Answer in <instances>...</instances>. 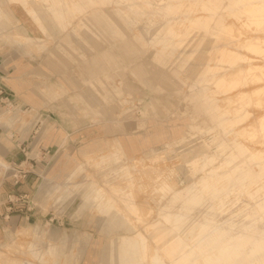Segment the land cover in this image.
Returning a JSON list of instances; mask_svg holds the SVG:
<instances>
[{
	"label": "rangeland",
	"instance_id": "374dc122",
	"mask_svg": "<svg viewBox=\"0 0 264 264\" xmlns=\"http://www.w3.org/2000/svg\"><path fill=\"white\" fill-rule=\"evenodd\" d=\"M228 2L0 0V264H171L160 238L188 249L205 218L231 234L260 215L264 178L237 145L264 152L238 134L259 125L247 101L264 85H213L254 57L211 39L240 28L207 29ZM224 47L242 57L209 60Z\"/></svg>",
	"mask_w": 264,
	"mask_h": 264
},
{
	"label": "bare ground",
	"instance_id": "6f19581e",
	"mask_svg": "<svg viewBox=\"0 0 264 264\" xmlns=\"http://www.w3.org/2000/svg\"><path fill=\"white\" fill-rule=\"evenodd\" d=\"M227 6V10H222L221 8L219 11L216 9L208 13L207 29H210L208 28L209 23L219 22L223 19L226 21L228 19L230 23L237 21L240 28H238L237 33L233 31L231 26L224 30L221 28L217 29L218 32H213L215 37L211 38L212 41L214 43L222 42L220 33L223 32L225 33L223 34V39L226 41L223 43L224 45L232 44L236 47L244 48L247 53H251L254 57L243 56V61L247 65L241 68L237 74L214 79L213 85L215 91L219 94L229 92L240 81L255 80L262 82L264 85V0H229ZM53 10L52 19L63 21V11H60L59 8ZM37 17L41 18L39 15ZM239 57L241 58L242 56L238 52L224 47V49L210 56L209 60L214 61V64L226 62L228 65H232L237 62ZM254 62H261L262 65H253ZM210 69L208 68L209 71ZM204 98L208 102L212 100L206 94ZM247 102L252 105L264 104V86L256 92H252ZM211 103L213 102L211 101ZM242 110L243 104L240 106L237 104L235 106L232 104L227 105V111L239 113L240 116L242 115ZM241 117L243 118V116ZM259 122L257 127L239 130L238 134H241L253 144L255 142L258 144L264 143V115L259 119ZM237 149L240 154L252 161V167L255 166L257 168V171H254L256 174H253L249 180L256 182L264 178V160L262 159L264 152L261 149L251 148L240 143L237 145ZM211 177L213 178V175ZM211 177L209 176L207 180H211ZM242 179L237 177L236 182ZM209 189L215 193V184H207L205 190L208 191ZM208 192L211 199L216 196V194L210 193V190ZM202 196L203 193L194 194L192 197L193 202L199 203ZM126 199L128 198L126 197ZM258 199L255 201V206H259L260 215L248 219L246 223L239 224L237 230L231 234H228V230L214 220L205 218L200 230L205 228L208 233L200 237L201 232L199 230L190 248L187 249L184 246L185 242L179 238H172L171 240L160 238V241H157V247L161 248L163 255L167 257L171 264H253L255 261L262 260L264 258V222L259 223L258 221L264 219V194ZM129 205L133 207L134 203L129 202ZM213 222L215 223V228L211 227V230H209ZM136 250L135 247L133 249V242L130 241L127 247L122 249V258L130 259L136 257L138 255ZM151 259L158 260L159 257L154 254Z\"/></svg>",
	"mask_w": 264,
	"mask_h": 264
},
{
	"label": "crops",
	"instance_id": "0c3cea01",
	"mask_svg": "<svg viewBox=\"0 0 264 264\" xmlns=\"http://www.w3.org/2000/svg\"><path fill=\"white\" fill-rule=\"evenodd\" d=\"M5 75H6V71L4 70V68H0V86L2 83V79Z\"/></svg>",
	"mask_w": 264,
	"mask_h": 264
}]
</instances>
